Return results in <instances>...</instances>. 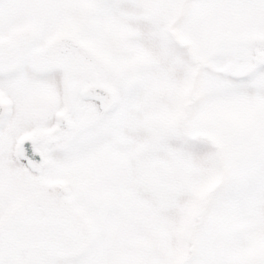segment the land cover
<instances>
[{"label": "snow or ice", "instance_id": "1", "mask_svg": "<svg viewBox=\"0 0 264 264\" xmlns=\"http://www.w3.org/2000/svg\"><path fill=\"white\" fill-rule=\"evenodd\" d=\"M0 264H264V0H0Z\"/></svg>", "mask_w": 264, "mask_h": 264}]
</instances>
